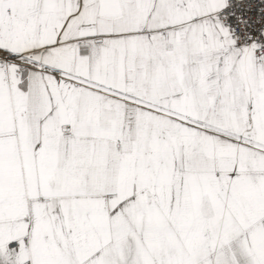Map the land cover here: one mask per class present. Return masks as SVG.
<instances>
[{"label": "snow or ice", "instance_id": "snow-or-ice-1", "mask_svg": "<svg viewBox=\"0 0 264 264\" xmlns=\"http://www.w3.org/2000/svg\"><path fill=\"white\" fill-rule=\"evenodd\" d=\"M0 264H264V0H0Z\"/></svg>", "mask_w": 264, "mask_h": 264}]
</instances>
